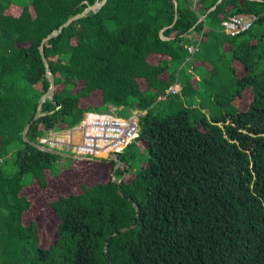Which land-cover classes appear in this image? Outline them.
<instances>
[{"label": "trees", "instance_id": "1", "mask_svg": "<svg viewBox=\"0 0 264 264\" xmlns=\"http://www.w3.org/2000/svg\"><path fill=\"white\" fill-rule=\"evenodd\" d=\"M96 1L0 0V264H264V0H177L176 21L174 0H107L48 39L55 94L30 140L89 110L143 113L120 183L51 200L48 244L25 219V188L74 160L22 136L50 87L39 45ZM240 13L258 18L231 35Z\"/></svg>", "mask_w": 264, "mask_h": 264}, {"label": "built area", "instance_id": "2", "mask_svg": "<svg viewBox=\"0 0 264 264\" xmlns=\"http://www.w3.org/2000/svg\"><path fill=\"white\" fill-rule=\"evenodd\" d=\"M257 18L253 13L234 14L223 20L222 25L229 34L236 35L247 30ZM197 49L198 44L189 46L192 53ZM170 90L178 91L173 86ZM113 110L117 111L116 108ZM113 110H89L77 125L66 129H49L39 142L50 148L71 151L77 155L90 156L92 159L119 153L139 136V114L132 110V115L124 117Z\"/></svg>", "mask_w": 264, "mask_h": 264}, {"label": "rangeland", "instance_id": "3", "mask_svg": "<svg viewBox=\"0 0 264 264\" xmlns=\"http://www.w3.org/2000/svg\"><path fill=\"white\" fill-rule=\"evenodd\" d=\"M173 87L178 89V91L181 88L179 85H173ZM242 101L243 100L240 101V104ZM246 103L247 101H245L244 105H246ZM113 111L119 114L118 111ZM137 113L140 116L143 112L137 110ZM84 157V159L72 158L74 160L70 164L68 163L69 160L62 158L59 161L61 172L57 176L49 175L48 188H43L39 186V184L34 183L24 190L25 194L32 202L31 208L25 214V219H36L39 221V232L44 244L50 243V241L55 238V231L58 223V219L50 206V201L56 199L60 195H68L69 193L80 191L83 185L91 184L98 179H106V177L112 175L115 169L116 165L113 166V159H110V155L95 159H92L90 156ZM97 159H101V161L106 160L103 162L107 163V165H103L100 160ZM10 167L11 164L9 165V168Z\"/></svg>", "mask_w": 264, "mask_h": 264}, {"label": "water", "instance_id": "4", "mask_svg": "<svg viewBox=\"0 0 264 264\" xmlns=\"http://www.w3.org/2000/svg\"><path fill=\"white\" fill-rule=\"evenodd\" d=\"M107 0H101V1H96L93 5H89L87 6L85 9H83L81 12L73 15V16H70L64 23H62L57 30H54L53 32L49 33L47 36H45L43 39H42V42L41 44L39 45V50H40V53H41V56H42V59L44 61V64H45V67H46V75L50 81V87L49 89L41 96V98L39 99V104H38V108H37V111L35 113V116L34 118L25 125L24 127V130H23V133H22V136H23V139L27 142H29L30 144L40 148V149H43V150H46L48 152H51V153H55V154H59L63 157H69V158H78V159H84L85 157L84 156H81V155H77V154H74V153H71V152H67V151H63V150H59V149H54V148H50V147H47V146H44L42 144H40L39 142H36V141H32L28 138L27 136V131L29 129V127L31 126L32 122L39 118V116L41 115V112H42V108H43V105H44V102L46 99H53V96L55 94V78H54V75H53V72L51 70V67H50V64H49V61H48V58L46 56V53H45V50H44V43L50 39L52 36H55L56 34H58L59 32H61L63 30L64 27L68 26L69 24H71L73 21L77 20L78 18L82 17V16H85L88 12L90 11H97L99 10L105 3H106ZM175 1V7H176V15H175V21L177 19V16H178V2L177 0H174ZM222 0H218V2L210 9H214L217 7L218 3H220ZM205 16H201L200 17V20L204 19ZM134 113H137V110H133ZM110 159H113L115 160L117 163H116V166H115V169L113 171V176H115V171L117 170L118 166L121 164L120 162V159H119V155L118 153H112L110 154ZM97 160H101V159H97ZM114 180L117 181L118 183L121 182V179H116L114 177ZM120 193L122 195H124V193L122 191H120ZM134 205L136 206L137 208V203L134 202ZM128 227H123L121 230H126Z\"/></svg>", "mask_w": 264, "mask_h": 264}, {"label": "bare ground", "instance_id": "5", "mask_svg": "<svg viewBox=\"0 0 264 264\" xmlns=\"http://www.w3.org/2000/svg\"><path fill=\"white\" fill-rule=\"evenodd\" d=\"M102 155H106V153H101Z\"/></svg>", "mask_w": 264, "mask_h": 264}]
</instances>
